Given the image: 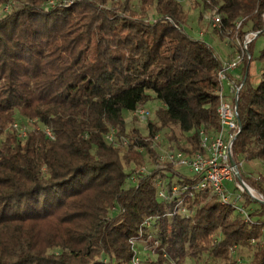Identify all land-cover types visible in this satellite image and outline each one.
<instances>
[{
  "label": "trees",
  "instance_id": "1",
  "mask_svg": "<svg viewBox=\"0 0 264 264\" xmlns=\"http://www.w3.org/2000/svg\"><path fill=\"white\" fill-rule=\"evenodd\" d=\"M132 1L0 0V264H141L142 241L157 251L153 264H264V246L251 244L264 237V204L249 201L246 222L207 191L159 196L154 139L167 130L172 148L202 151L200 131L220 128L223 61L187 30L182 4L141 0L135 10ZM203 5L221 14L213 30L223 39L264 35V0ZM257 38L238 66L243 128L233 149L246 162L264 160V74L258 85L250 75ZM152 100L162 106L148 136L129 131L124 112ZM15 123L30 128L24 141ZM141 167L150 174L133 182ZM170 171L168 189L195 180ZM234 246L252 257L239 263Z\"/></svg>",
  "mask_w": 264,
  "mask_h": 264
},
{
  "label": "built area",
  "instance_id": "2",
  "mask_svg": "<svg viewBox=\"0 0 264 264\" xmlns=\"http://www.w3.org/2000/svg\"><path fill=\"white\" fill-rule=\"evenodd\" d=\"M180 4H184L188 0H175ZM64 2L71 3L72 0H64ZM54 4V2H51ZM11 10L8 5L2 10L6 13ZM203 20L209 23L211 28H222V16L217 9H210L203 14ZM242 25V21L237 22V29ZM196 37L204 40V32L197 30ZM259 32H248L243 41L240 43L241 53L237 52L236 57L232 61L223 62V67L219 71L218 76L223 85V88L217 92L220 97V106L218 115L220 119V128L216 132L206 133L204 130L200 131V145L201 152L186 154L171 147V143L167 139H162L165 147H162V153L159 155L160 164L159 169L161 174L158 175L156 186L159 189V196L166 200H173L180 197L185 192H209L208 200L215 198L223 205L231 206L239 213L246 222L250 221L249 210L247 203L264 204V193L255 189L252 184L243 177L237 156L234 153V142L242 131V123L239 117L238 101L240 92L244 86V82L240 83L241 76L235 74L239 64L244 57L251 58L249 46ZM226 86L228 91L226 92ZM148 104V103H147ZM147 104H139L134 113L140 123H148L152 118V107L148 108ZM36 123V121H33ZM14 130L21 140H25L30 130L24 124L15 123ZM45 134L52 140L55 139L54 133L44 128ZM110 141H114L115 133L112 132L108 137ZM159 136L154 139L158 143ZM121 144L127 145V141L122 139ZM156 147V146H155ZM158 147V145H157ZM174 169L177 177L185 178L192 177L194 182L190 185L178 187L174 185L170 189L167 188V178L170 175V169ZM150 172L147 167H141L134 174L133 182H138L143 176L149 175ZM183 203L178 205L179 212L187 214L186 206ZM150 225V222H146ZM255 241L253 240V243ZM237 247L232 248V255H236ZM134 264H140V259L135 256ZM238 262L242 260L238 258ZM217 264H221L218 260Z\"/></svg>",
  "mask_w": 264,
  "mask_h": 264
},
{
  "label": "rangeland",
  "instance_id": "3",
  "mask_svg": "<svg viewBox=\"0 0 264 264\" xmlns=\"http://www.w3.org/2000/svg\"><path fill=\"white\" fill-rule=\"evenodd\" d=\"M199 3L198 7H195V5ZM141 3V0H133L132 1V7L135 10L139 9V5ZM183 5V8L189 13V20L187 24V30L192 31L193 34L197 32V30L204 32V40L214 49V51L219 55L220 59L224 62L232 61L235 57L237 52L241 53V47L240 43L242 42L241 39L234 37L233 39H223L219 34H217L213 28L207 23L206 21L202 20V23H199V17L204 14L206 11L204 10L203 0H188ZM150 13L154 16L155 11L152 10ZM196 35V34H195ZM264 48V35L257 38L254 42L253 48H252V54H253V62L251 63L250 68V75L251 80H253V83L259 84V81L263 78V72H264V61H259L257 58L260 55L261 50ZM229 59V60H227ZM242 63V62H241ZM252 83V82H251ZM226 92L228 91V87L226 86ZM161 103L158 101L152 100L150 103L147 104L148 108L152 109V119L150 121L156 122L157 121V111L161 107ZM134 113H129V115L125 118L127 122V129L129 131H132L133 129H139L141 134L145 137L149 134V128L148 123H140L136 118H134ZM161 132L159 134V142L155 143V146L159 149V153H162V147L167 148L163 145L162 139L169 140L165 133ZM176 135L179 137L181 142H185L184 135L180 132L178 128H175ZM108 141H110L108 139ZM170 141V140H169ZM171 142V141H170ZM240 165V170L245 179H247L252 186L257 189L258 191H261L259 187L264 188V160L259 161H251L246 162L243 159L237 157ZM262 192V191H261ZM252 203V202H250ZM257 203H252V207L258 206ZM249 206L247 209L249 210ZM264 219V217H262ZM253 243V240H251V244H258V247L264 246V237L258 242ZM142 249H140V252L138 253L139 257L143 260L141 264H153L157 261V251L149 245L148 242L142 241L141 242ZM252 247V246H251ZM255 247V246H254ZM56 253L60 252V250L56 249L54 250ZM253 255L252 248H243L238 250L237 258L241 259L242 262L248 261ZM102 259L105 262H108L107 257H102ZM190 263H194V261H189ZM223 264V263H221Z\"/></svg>",
  "mask_w": 264,
  "mask_h": 264
},
{
  "label": "crops",
  "instance_id": "4",
  "mask_svg": "<svg viewBox=\"0 0 264 264\" xmlns=\"http://www.w3.org/2000/svg\"><path fill=\"white\" fill-rule=\"evenodd\" d=\"M227 60H229V59H227ZM224 62H225V61H224ZM251 65H252V64H251ZM263 73H264V72H263ZM235 74L240 75V68L237 69V70L235 71ZM251 82H252L253 85H258V84L253 83V80H251ZM259 82H260V81H259ZM129 113H131V112H124V117L126 118V117L129 115Z\"/></svg>",
  "mask_w": 264,
  "mask_h": 264
}]
</instances>
